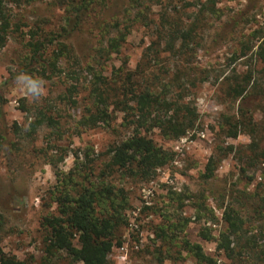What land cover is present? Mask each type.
Instances as JSON below:
<instances>
[{
  "label": "rangeland",
  "instance_id": "374dc122",
  "mask_svg": "<svg viewBox=\"0 0 264 264\" xmlns=\"http://www.w3.org/2000/svg\"><path fill=\"white\" fill-rule=\"evenodd\" d=\"M107 1L108 9L103 16L100 12L98 15L106 20L121 13L123 5L122 0ZM50 2L43 0L12 7L21 18L20 36L35 24L45 29L59 27L62 7ZM201 2L206 0H146L150 8L145 12V22L132 24L120 52L108 62L109 69L124 65L131 71L144 73L148 79L159 72L163 81L172 82L173 94H185L183 101L190 102L197 114L193 127L179 138L166 137L156 128L149 133L156 144L173 152L172 160L156 169L153 178L121 177L119 172L110 177L112 183L124 188L128 206L125 210L127 223L115 233L114 242L118 240L120 244L112 247L109 264H198L192 255L181 250L182 237L201 244L205 253L216 258L218 264H264V237L259 233L260 228L253 230L258 242L255 254L233 259L217 252L213 240L207 241L199 235L201 227L207 226L217 237L219 230L224 228L222 211L231 200L230 193L238 196L240 203L249 202L241 193L253 192L260 180V169L250 168L245 174L240 172L241 163L235 151L217 163L213 177L205 179L202 174L209 156L218 147H245L250 140L245 133L234 138L224 133L222 126L226 117L236 114L239 101L225 93L223 76L217 77L223 70L225 74L232 68L243 72L252 65V51L245 57L231 58L243 48V41L252 43L253 31L258 30L264 38V0H220L215 3L214 10L206 8L200 12ZM196 17L198 45L195 49L181 56L168 51L158 39L166 31L168 22L189 24ZM95 18L94 14L85 17L80 29L67 42L80 62L88 60L87 54L96 41L98 29L91 24ZM23 53L19 38L11 37L0 47V93L5 99L0 106V212L4 216L0 245L4 252L27 264H42L40 223L44 215L55 212L56 204L50 197L57 182L55 171L67 172L76 161L77 164L84 162L88 151L87 158L93 159L89 164L93 166L91 178H98L106 161L105 150L128 136L131 128L122 126L123 114L116 111L108 127L99 125L84 129L80 126L77 129L83 107L61 102L62 76L46 79L35 75L44 81L46 95L32 102L12 78V73L20 68ZM41 107L50 108L49 114L55 117L59 128L41 125L33 133L28 132L36 109ZM256 116L258 118L259 113ZM60 154L64 157L58 160ZM50 159L56 162L55 168L49 163ZM249 176H253L250 182ZM172 192L185 197L188 193L190 198L182 203ZM201 194L204 204L213 212V220L207 211H201L200 218L196 219L200 204L197 198ZM179 217L191 218L183 232L168 230V234L175 236L171 241L156 237L158 226L167 219L179 221ZM50 264L68 262L64 258H54Z\"/></svg>",
  "mask_w": 264,
  "mask_h": 264
},
{
  "label": "trees",
  "instance_id": "16d2710c",
  "mask_svg": "<svg viewBox=\"0 0 264 264\" xmlns=\"http://www.w3.org/2000/svg\"><path fill=\"white\" fill-rule=\"evenodd\" d=\"M40 1L43 0H0V47H4L13 37L20 39L24 50L20 68L17 73H12V78L20 72L46 79L62 76L64 88L61 102L71 107L79 104L83 107L77 129L80 126L84 129L99 125L108 127L116 111L123 114L122 126L131 128L128 136L105 150L106 161L98 178H91L93 166L89 164L93 159L87 158L88 151L84 162L77 164L76 161L67 172L55 171L57 182L50 191V197L56 204L55 212L44 215L40 223L42 264H50L54 258H64L68 264H109L112 247L115 243L120 244L118 240L114 242L115 233L127 223L125 210L128 206L124 188L112 183L110 177L119 172L121 177L140 180L153 178L156 169L172 160L173 152L156 144L149 133L156 128L166 137L179 138L193 127L197 114L190 107V102L183 101L185 94H173L172 82L166 78L163 81L159 72L148 79L144 73L131 71L124 65L108 68V62L120 52L132 24L145 22V12L150 8L146 0H122L121 13L117 12L107 20L98 17L99 12L103 16L108 9L107 0H51L50 4L57 3L62 7L59 27L45 29L35 24L20 36L21 18L12 7L33 5ZM218 1L201 2L199 11L206 8L214 10ZM91 14L96 17L91 24L98 29V34L87 54L88 60L80 62L72 45L67 42L80 29L85 17ZM197 20L196 17L189 24L166 21V31L158 39L173 54H186L198 45ZM258 33V30L253 31L250 37L252 43L243 41V48L231 58L236 60L252 51V65L243 72L232 68L225 74L223 70L217 77L223 76L225 93L239 101L236 114L226 117L222 126L224 133L233 138L245 133L250 140L245 147H218L209 156L202 174L205 179L213 177L217 163L232 151H235L241 163L242 174L250 168L260 169V180L254 191L241 193L249 202L240 203L239 197L230 193L231 200L222 211L224 228L219 230L218 236L214 237L207 226H202L199 231L203 239L215 242L217 252L231 259L255 254L258 242L253 230L260 228L259 233L264 237V38ZM4 102L0 93V106ZM49 109H36L28 132L33 133L41 125L59 128ZM256 113H259L258 118ZM63 157L64 154H60L58 160ZM49 163L56 167L53 159ZM252 179L253 176H249L248 182ZM172 193L182 203L190 198L188 193L186 197ZM202 197L203 194L197 198L200 204L196 219L200 218L201 211H207L213 220V212L206 207ZM190 220L189 217H179V221L175 222L167 219L166 223L157 227L155 235L171 241L175 236L168 234V230L183 232ZM3 227L4 216L0 212V241ZM180 240L181 250L192 255L196 263L218 264L216 258L205 253L201 244L190 242L185 237ZM158 260L162 261L159 257ZM0 264L27 263L7 254L0 245Z\"/></svg>",
  "mask_w": 264,
  "mask_h": 264
},
{
  "label": "clouds",
  "instance_id": "9594fccd",
  "mask_svg": "<svg viewBox=\"0 0 264 264\" xmlns=\"http://www.w3.org/2000/svg\"><path fill=\"white\" fill-rule=\"evenodd\" d=\"M15 84L24 91L32 102H38L46 95L44 81L25 72H20L15 77Z\"/></svg>",
  "mask_w": 264,
  "mask_h": 264
}]
</instances>
